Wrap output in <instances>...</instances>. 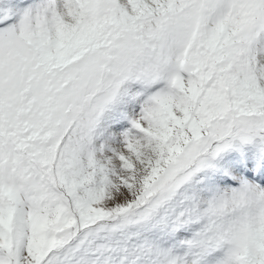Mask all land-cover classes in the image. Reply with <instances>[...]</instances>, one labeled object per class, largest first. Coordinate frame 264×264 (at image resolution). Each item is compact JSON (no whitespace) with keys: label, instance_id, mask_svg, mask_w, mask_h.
<instances>
[{"label":"snow or ice","instance_id":"obj_1","mask_svg":"<svg viewBox=\"0 0 264 264\" xmlns=\"http://www.w3.org/2000/svg\"><path fill=\"white\" fill-rule=\"evenodd\" d=\"M0 264H264V0H0Z\"/></svg>","mask_w":264,"mask_h":264}]
</instances>
